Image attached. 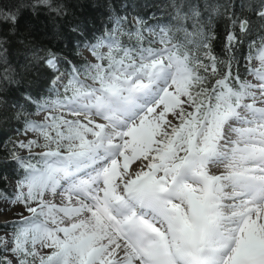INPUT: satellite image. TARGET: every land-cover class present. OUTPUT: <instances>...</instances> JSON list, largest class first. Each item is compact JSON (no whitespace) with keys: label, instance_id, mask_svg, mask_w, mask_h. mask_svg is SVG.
<instances>
[{"label":"snow or ice","instance_id":"6c2138e0","mask_svg":"<svg viewBox=\"0 0 264 264\" xmlns=\"http://www.w3.org/2000/svg\"><path fill=\"white\" fill-rule=\"evenodd\" d=\"M12 121L0 264H264V0H0Z\"/></svg>","mask_w":264,"mask_h":264},{"label":"trees","instance_id":"16d2710c","mask_svg":"<svg viewBox=\"0 0 264 264\" xmlns=\"http://www.w3.org/2000/svg\"><path fill=\"white\" fill-rule=\"evenodd\" d=\"M85 3L91 5L93 3H97V2H100V0H84ZM117 4L120 2V0H116ZM73 11L75 12H79L78 9H72ZM91 11V9H89ZM21 23L23 24L24 21L22 20ZM223 22L221 21L220 22V25H219V29L218 31L219 32H223ZM219 47H217V51H219ZM84 57H86V55H84L83 53L79 56L75 55V53H71L69 55V58L70 59H73L75 61H79V60H82L84 59ZM19 127V125L17 123H15L14 121L12 122H9V123H6V124H3V125H0V138H4V139H7L8 137H14L15 133H14V130ZM2 187L6 188V190L8 192H11V182H9L8 184L6 185H3ZM4 209H5V206H4V202L0 201V217L4 216L5 213H4ZM3 222H0V224H2Z\"/></svg>","mask_w":264,"mask_h":264},{"label":"rangeland","instance_id":"374dc122","mask_svg":"<svg viewBox=\"0 0 264 264\" xmlns=\"http://www.w3.org/2000/svg\"><path fill=\"white\" fill-rule=\"evenodd\" d=\"M4 213H5V215L0 217V222H5V221H8V220H11L14 217V212L10 208H6L5 207Z\"/></svg>","mask_w":264,"mask_h":264}]
</instances>
